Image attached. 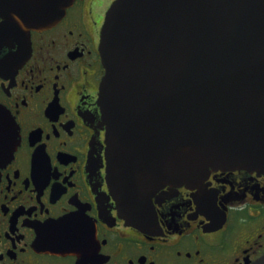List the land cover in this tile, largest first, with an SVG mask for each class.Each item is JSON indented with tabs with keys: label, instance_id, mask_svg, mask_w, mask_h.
<instances>
[{
	"label": "flooded vegetation",
	"instance_id": "af4514ba",
	"mask_svg": "<svg viewBox=\"0 0 264 264\" xmlns=\"http://www.w3.org/2000/svg\"><path fill=\"white\" fill-rule=\"evenodd\" d=\"M112 1L75 0L0 46L7 146L18 136L0 158V264H252L264 254V172L212 169L199 186L167 185L152 227L121 216L99 104Z\"/></svg>",
	"mask_w": 264,
	"mask_h": 264
},
{
	"label": "water",
	"instance_id": "95a60500",
	"mask_svg": "<svg viewBox=\"0 0 264 264\" xmlns=\"http://www.w3.org/2000/svg\"><path fill=\"white\" fill-rule=\"evenodd\" d=\"M74 1L0 0V46ZM99 50L107 178L129 223H157L166 185L199 186L211 169L264 172V0H114ZM14 131L0 106V158Z\"/></svg>",
	"mask_w": 264,
	"mask_h": 264
}]
</instances>
